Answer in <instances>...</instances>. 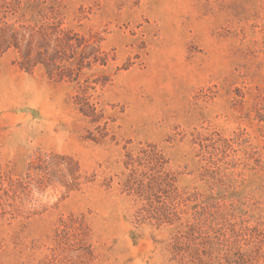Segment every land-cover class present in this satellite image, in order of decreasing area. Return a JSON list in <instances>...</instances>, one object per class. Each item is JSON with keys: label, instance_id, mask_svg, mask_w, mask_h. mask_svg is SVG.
<instances>
[{"label": "rangeland", "instance_id": "1", "mask_svg": "<svg viewBox=\"0 0 264 264\" xmlns=\"http://www.w3.org/2000/svg\"><path fill=\"white\" fill-rule=\"evenodd\" d=\"M57 23L100 37L108 65L79 80L107 79L89 94L112 122L103 143L89 140L97 130L73 105L75 83L20 70L13 50L0 56L5 171L22 177L40 150L70 155L94 175L65 197L46 191L40 215L0 216V264H44L69 214L90 225L93 264H178L175 229L134 224L135 202L119 189L127 141L158 144L179 187L199 191L203 238L224 232L228 249L264 264V0H0L2 25ZM221 247L205 244L203 259L217 264Z\"/></svg>", "mask_w": 264, "mask_h": 264}, {"label": "trees", "instance_id": "2", "mask_svg": "<svg viewBox=\"0 0 264 264\" xmlns=\"http://www.w3.org/2000/svg\"><path fill=\"white\" fill-rule=\"evenodd\" d=\"M100 40L98 35L86 37L62 29L59 23L50 29L37 25L0 24V56L13 50L20 70L32 72L41 67L48 79L77 85L72 96L73 105L97 130L96 135L89 132L88 137L95 143L105 141L112 120L91 102L89 91L95 90L96 86L103 87L107 79L84 83L79 79L86 69L108 65L109 55L101 50ZM169 164L156 143L139 142L133 147L132 142L127 141L123 146L118 186L121 193L135 202L134 224H146L156 229L173 227L175 234L169 251L178 264H213V259H203L201 248L205 244L222 246L220 251H225L217 264H255L253 260L256 259H248L240 249H228L229 239L224 232L212 238L201 236L199 191L179 187V173ZM93 181L94 175L83 173L74 157L54 151L33 153L22 177H13L0 163V216L28 220L47 211L48 202L42 201L46 191H61L65 197ZM111 181L109 178L105 185L109 187ZM91 239V228L83 215L60 217L54 230L56 246L43 263L58 264L63 259L68 264H93L96 253Z\"/></svg>", "mask_w": 264, "mask_h": 264}]
</instances>
